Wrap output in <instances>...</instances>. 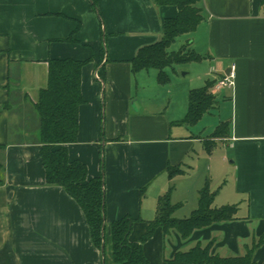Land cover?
I'll return each mask as SVG.
<instances>
[{
  "label": "crops",
  "instance_id": "0c3cea01",
  "mask_svg": "<svg viewBox=\"0 0 264 264\" xmlns=\"http://www.w3.org/2000/svg\"><path fill=\"white\" fill-rule=\"evenodd\" d=\"M95 2L0 0V264H103L82 208L61 187L46 184L33 103L48 84L53 59L87 62L69 159L84 163L89 179L103 175L108 229L123 217L137 219L129 239L139 242L161 197L169 193L181 205L174 217L184 219L209 184L213 206L236 207V220L196 230L188 240L158 228L144 244L146 258L163 264L209 243L213 254L243 256L257 244L254 261L263 264L264 0H202L204 21L183 42L200 59L183 77L202 71L177 83V71L168 68L166 84L157 70L134 71L131 61L162 39L177 7ZM232 66L235 85L213 88L214 109L183 124L189 92L216 84ZM221 123L228 134L208 153Z\"/></svg>",
  "mask_w": 264,
  "mask_h": 264
},
{
  "label": "trees",
  "instance_id": "16d2710c",
  "mask_svg": "<svg viewBox=\"0 0 264 264\" xmlns=\"http://www.w3.org/2000/svg\"><path fill=\"white\" fill-rule=\"evenodd\" d=\"M95 1L92 0L94 6ZM154 1L158 6L177 7L178 15L165 20L162 39L140 49L131 64L134 71L157 70L159 82L166 84L169 81L166 69L200 59L190 50L189 43L177 51L171 50V47L177 38L192 34L204 21L202 0ZM188 52L190 54H185ZM86 64L87 62L72 59L49 60L48 84L41 89L33 105L40 119V159L45 170L46 184L64 189L82 208L93 244L102 251L103 264H151L144 254V244L153 237L158 228L163 230L165 236L176 231L183 240H188L196 230L215 223L236 220V207L213 206L215 193L206 184L199 193L198 209L184 219L174 217L181 205L173 204L169 193L161 197L156 217L148 223V230L139 242H131L129 239L137 219L123 217L113 222L108 229L105 223L103 175L89 179L87 166L69 159L68 145L77 142L79 108L84 104L81 75ZM214 85L215 83L208 82L205 87L189 92V108L183 124L194 125L214 109ZM228 129L227 123H221L213 137L226 136ZM206 145L207 152L211 153L215 144L208 141ZM260 242L263 243L264 239ZM211 245L197 244L188 250L176 252L172 258L165 257L163 264H258L253 256L257 244L248 247L243 256L225 257L213 254Z\"/></svg>",
  "mask_w": 264,
  "mask_h": 264
},
{
  "label": "rangeland",
  "instance_id": "374dc122",
  "mask_svg": "<svg viewBox=\"0 0 264 264\" xmlns=\"http://www.w3.org/2000/svg\"><path fill=\"white\" fill-rule=\"evenodd\" d=\"M187 39H188V36L187 35L180 36L179 38H177L176 41H175V43L172 45L171 50H173V51L179 50L180 47L183 45V42H185ZM189 48H190V50L192 49V46L190 44H189ZM185 54H190V52L185 53ZM182 56L184 57L185 55H182ZM193 63H195V61L194 62H189L188 64L187 63H183V64H179V65H174L173 66V68L177 71L176 73H178L177 83H179L180 81H189L190 79L195 78L196 75L199 72L202 71V70H200L198 72L196 70L197 68H195L194 71H192V73L190 75H188L186 77H183V73H189V67L190 66L192 67V65H198V64H193ZM209 139H211L210 140V143H214V141H215L216 138H214L213 135H211L209 137ZM0 179H1V172H0ZM182 212L184 213V210ZM182 212H180V214Z\"/></svg>",
  "mask_w": 264,
  "mask_h": 264
},
{
  "label": "built area",
  "instance_id": "2783aa9c",
  "mask_svg": "<svg viewBox=\"0 0 264 264\" xmlns=\"http://www.w3.org/2000/svg\"><path fill=\"white\" fill-rule=\"evenodd\" d=\"M98 78V75H96ZM235 79H236V72L235 67L232 66L230 68V72L225 74L221 79H219L215 84L216 91H220L225 87H232L235 85Z\"/></svg>",
  "mask_w": 264,
  "mask_h": 264
},
{
  "label": "water",
  "instance_id": "95a60500",
  "mask_svg": "<svg viewBox=\"0 0 264 264\" xmlns=\"http://www.w3.org/2000/svg\"><path fill=\"white\" fill-rule=\"evenodd\" d=\"M230 71H228L227 73H229ZM183 76H185V73H183Z\"/></svg>",
  "mask_w": 264,
  "mask_h": 264
}]
</instances>
